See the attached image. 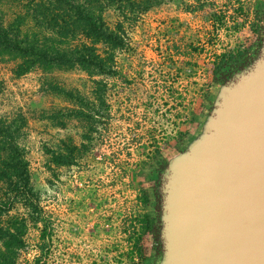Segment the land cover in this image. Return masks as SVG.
Segmentation results:
<instances>
[{"label": "rangeland", "instance_id": "374dc122", "mask_svg": "<svg viewBox=\"0 0 264 264\" xmlns=\"http://www.w3.org/2000/svg\"><path fill=\"white\" fill-rule=\"evenodd\" d=\"M159 1L106 15L97 70L3 71L0 115L25 126L34 206L1 214L0 264L154 261L152 174L244 66L264 16V0Z\"/></svg>", "mask_w": 264, "mask_h": 264}, {"label": "water", "instance_id": "95a60500", "mask_svg": "<svg viewBox=\"0 0 264 264\" xmlns=\"http://www.w3.org/2000/svg\"><path fill=\"white\" fill-rule=\"evenodd\" d=\"M151 264H264V16L244 66L153 172Z\"/></svg>", "mask_w": 264, "mask_h": 264}, {"label": "trees", "instance_id": "16d2710c", "mask_svg": "<svg viewBox=\"0 0 264 264\" xmlns=\"http://www.w3.org/2000/svg\"><path fill=\"white\" fill-rule=\"evenodd\" d=\"M159 0H0V93L4 70L18 79L73 68L99 69L98 46L113 39L106 15L139 12ZM25 126L0 115V216L16 204L33 207L18 139ZM1 223V221H0Z\"/></svg>", "mask_w": 264, "mask_h": 264}, {"label": "flooded vegetation", "instance_id": "af4514ba", "mask_svg": "<svg viewBox=\"0 0 264 264\" xmlns=\"http://www.w3.org/2000/svg\"><path fill=\"white\" fill-rule=\"evenodd\" d=\"M196 49V48H195Z\"/></svg>", "mask_w": 264, "mask_h": 264}]
</instances>
